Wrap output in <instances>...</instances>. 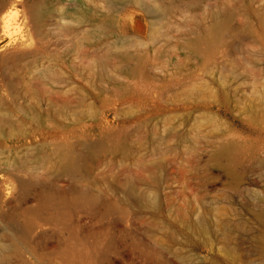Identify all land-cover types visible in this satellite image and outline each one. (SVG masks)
Instances as JSON below:
<instances>
[{
  "label": "rangeland",
  "instance_id": "rangeland-1",
  "mask_svg": "<svg viewBox=\"0 0 264 264\" xmlns=\"http://www.w3.org/2000/svg\"><path fill=\"white\" fill-rule=\"evenodd\" d=\"M0 264H264V0H0Z\"/></svg>",
  "mask_w": 264,
  "mask_h": 264
},
{
  "label": "bare ground",
  "instance_id": "bare-ground-1",
  "mask_svg": "<svg viewBox=\"0 0 264 264\" xmlns=\"http://www.w3.org/2000/svg\"><path fill=\"white\" fill-rule=\"evenodd\" d=\"M9 11H10V9H9ZM12 12H13V11H12ZM12 14H13V13H12ZM8 15H10V14H8V13L5 14V15H4V18H6ZM13 15H14V14H13ZM8 17H9V16H8ZM9 18H10V17H9ZM7 20H8V19H6V21H7ZM6 21H3V22L5 23ZM5 26L7 27L8 25H5ZM4 28H5V27H4ZM4 28H3V29H4ZM4 30H5V29H4ZM7 30H8V29H7Z\"/></svg>",
  "mask_w": 264,
  "mask_h": 264
}]
</instances>
